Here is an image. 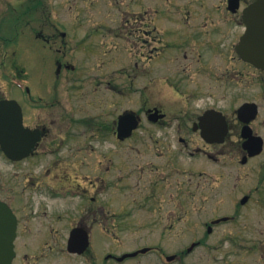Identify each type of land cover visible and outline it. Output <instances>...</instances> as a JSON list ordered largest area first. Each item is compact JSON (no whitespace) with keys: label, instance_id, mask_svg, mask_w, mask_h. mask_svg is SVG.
<instances>
[{"label":"flooded vegetation","instance_id":"obj_1","mask_svg":"<svg viewBox=\"0 0 264 264\" xmlns=\"http://www.w3.org/2000/svg\"><path fill=\"white\" fill-rule=\"evenodd\" d=\"M182 1L67 0L68 18L64 21L51 0H22L26 6L16 17L13 33L0 29L5 62L24 60L22 53L15 51L25 41V31H20L23 26L31 32L28 40L43 47L45 54L39 56H47L57 67L55 85L45 92L26 85L25 72L20 70L16 74L21 85L14 86L5 76L6 84L0 86V102H17L11 108L16 117L21 108L23 126L30 131L33 144L28 153L12 154L16 160L0 147V202L8 206L16 222L13 264H49L51 258L87 259L97 237L106 238L109 233L116 237L119 226L127 220L131 227L138 223L128 216L130 210L119 199L107 201L105 194L107 188L114 187L120 195L122 176L125 180L130 177L121 175V147L137 140L141 131L146 132L144 143L159 149L155 156L163 158L157 167L151 163L152 175L147 173L144 179L153 198L140 200L155 207L156 212L144 223L152 227L148 232L152 229L150 234L163 238L189 218L184 188L186 184L199 185L196 179L205 175L197 172L196 161L215 165L223 157L230 164L238 161L247 166L264 153L263 149L260 155L249 157L245 149L254 137L262 138L264 148V133L257 126L264 127V102L245 99L235 103L233 97L244 95L236 86H247L250 74L261 77L264 90V69L238 52L246 33L244 12L255 0H239L236 7L229 5L230 0H220L217 7ZM89 15L97 16L100 22L90 26L84 22ZM84 63L97 64L96 72L84 74V82L91 83L96 94L91 96L97 97L98 120L89 117L87 103L72 102L73 85L81 87L75 77L81 74V65L87 68ZM62 79L72 85L65 102L58 91ZM89 96L84 93L81 99ZM131 97L140 105L138 110H121L122 100ZM245 105L249 108L242 109ZM128 112L139 116V127L123 140L119 124ZM5 115L9 117L10 111ZM159 132L162 135H156ZM17 138L18 143L25 140ZM106 144H113L114 149L106 150ZM229 144L233 147L225 150ZM234 149L239 150L236 155ZM107 154L111 156L106 161ZM98 155L102 161L95 163L91 157ZM183 159L191 161L188 168L183 167ZM91 166L95 170L92 176ZM110 173H115L113 183L107 179ZM161 189L179 191L176 201L159 202L154 192ZM246 196L247 204L251 196ZM170 204L173 210L166 212ZM164 214L167 227L161 225L166 222ZM85 236L90 240L86 252H69V240ZM154 246L155 253L160 250L167 259L175 256L171 264L194 250L190 246L166 254ZM109 255L107 262L128 260Z\"/></svg>","mask_w":264,"mask_h":264},{"label":"rangeland","instance_id":"obj_2","mask_svg":"<svg viewBox=\"0 0 264 264\" xmlns=\"http://www.w3.org/2000/svg\"><path fill=\"white\" fill-rule=\"evenodd\" d=\"M189 1L184 0L182 4ZM219 1L195 0L194 3L195 6L217 7L220 5ZM245 1L249 3L253 0ZM51 2V6L62 14V20L66 21V18H68V15L65 14L67 12V0H51ZM25 6L26 2L23 4L22 0H0V29H7L12 34L13 30H15L12 26L15 24L16 17H18V14ZM84 22L93 26L94 24H98L100 20L97 16L92 17L89 15V20ZM20 31L21 33L25 31V36L24 38L22 37L25 41L15 51L21 52L23 55L22 59L24 60L18 63L5 62V58L7 57H5V53L0 47V51L3 54V57H0V86H4V80L9 75L18 79L16 73L20 70L25 72L23 77L27 83L26 85H29L35 91L45 92L48 87L55 85L57 78L55 62L47 56H39L45 54L42 52L43 49H41L43 47L34 42V40H28L31 36L30 30L21 26ZM83 65L87 66L88 69L81 65V74L75 77V81L79 82L83 88L81 89L77 83L73 85L72 102L78 105L87 103L89 117H94L91 119L98 120L100 110L97 97L91 96L95 94L91 83L84 82V74L96 72L98 70L97 64L84 63ZM262 86L261 77H253L250 74L247 86L244 84L236 86L243 89L244 95L233 94L234 102H241L245 99L264 102V90L261 88ZM69 87H72V85L67 83L65 79H62V82L58 85L60 97L64 102L68 96L67 94H69L68 92H70ZM84 93L90 95L86 100L81 99ZM137 98L139 99L140 96L137 95ZM261 104L264 105V103ZM139 107L140 105H136V101L132 97L125 98L121 102V110H125L126 108L138 110ZM257 126L264 133V127ZM145 134V131H141L138 133L139 137L137 140L134 139L122 145L120 155L123 170H121V175H129L130 177H127L128 179L125 180L122 176L124 181L121 183L120 195L114 187L107 188L105 194L107 201L119 199L121 203H118L125 205V208L130 210L128 216L131 219H138V223L131 227L129 225L130 221L127 220L119 226L117 230V234L119 235L116 237L112 233L107 234L106 238L97 237L94 241V250L87 259L68 258L69 260L63 261V259L56 260L51 258L48 260V263L118 264L113 261L107 262L105 260L106 255L110 253L121 256L124 253L152 245H158V247L160 246L170 254L177 252L176 250L190 247L192 243L201 242L190 255H185L186 257L181 258L179 262H175L174 264H264V153L259 158L252 160L247 166L240 165L238 161L230 164L227 162V158L223 157H220L218 163L215 165L205 163L202 160L196 161L194 165L197 168V172H205V175L196 179V181L199 180V185L195 184L194 187H190L186 184L184 188L185 210L189 218H185V221L175 226L173 230H170L172 233L163 238L159 237V234H150L154 233L152 229H150V233L148 232V229L152 228L150 224L144 225L145 220L149 219L148 216L150 217L156 212L154 211L155 207L146 206L140 201L143 198H153L150 196L151 192L144 185V179L147 177V173L152 175V166H159L157 162L163 160V158L159 159L155 156L156 153H159V149L157 151L155 146L148 147L144 143ZM156 135L159 136L162 133L159 132ZM232 147L233 145L229 144L225 146V150ZM105 149L113 150L114 146L113 144H106ZM234 151L236 155L239 150L236 151L234 149ZM109 156L111 155L107 154L106 161ZM91 159H94L95 163L100 160L102 161L101 155L92 156ZM177 161L179 162L180 159L178 158ZM183 162L184 168L190 166L189 163L191 161L183 159ZM151 163L154 164L151 166ZM176 166L179 167V164ZM89 170L92 176L95 173L93 166ZM114 174L110 173L107 176L109 183H113ZM176 178L177 176L175 180ZM186 179H188V176H186ZM178 192L173 189H161L156 190L154 193H156L159 202L161 200H169L167 202H170L172 198L176 201ZM246 195L251 196L250 200L245 206H242L240 205V200ZM159 202H157V206ZM163 204L165 205V203ZM165 209L166 212L167 209L168 212L173 210L172 204ZM124 217L125 214L122 215L123 221L127 219ZM163 217L166 222L161 223V225L165 227L169 226L165 214ZM222 217H229L230 220L213 226V232L209 234L207 230L211 222ZM140 224L144 225L145 228H142L143 226L140 227ZM60 257L61 255H58L57 258ZM43 262L47 263V261ZM122 264H163V262L160 260L158 253L150 252L142 257L127 260Z\"/></svg>","mask_w":264,"mask_h":264},{"label":"water","instance_id":"obj_3","mask_svg":"<svg viewBox=\"0 0 264 264\" xmlns=\"http://www.w3.org/2000/svg\"><path fill=\"white\" fill-rule=\"evenodd\" d=\"M232 1V6H237L238 1ZM245 23L248 28L238 47V52L244 60L264 69V0H257L248 7L245 12ZM9 108L8 102L0 103V144L5 153L14 157L12 156L14 153H28L33 147V144L29 141V137L31 136L29 131L23 128L21 113H19L18 117L10 113L9 117H7L5 113L9 111ZM247 108H249V105L243 107V109ZM137 126L138 121L136 115L126 114L122 116L119 130L122 129V134L128 136ZM15 129L16 131H14ZM18 136H21L23 139L25 138V140L20 143L15 142L16 140L19 141ZM18 145L21 147H18ZM245 148L250 152L251 156L257 155L263 149L262 141L260 138L254 137V139L249 140L245 144ZM243 163H245V160ZM247 200L248 198L246 197L242 203H245ZM219 222L221 220L216 221V223ZM15 226L16 224L12 213H10L6 205L0 203V264H11L15 256ZM209 232H211V228ZM87 247L88 240L86 238H73L70 240L71 250L77 249L83 252ZM125 257L127 256L123 258Z\"/></svg>","mask_w":264,"mask_h":264}]
</instances>
